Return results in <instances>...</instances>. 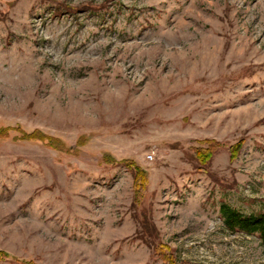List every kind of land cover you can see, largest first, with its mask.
Segmentation results:
<instances>
[{
	"label": "rangeland",
	"instance_id": "rangeland-1",
	"mask_svg": "<svg viewBox=\"0 0 264 264\" xmlns=\"http://www.w3.org/2000/svg\"><path fill=\"white\" fill-rule=\"evenodd\" d=\"M222 203L264 211V0H0V264H264Z\"/></svg>",
	"mask_w": 264,
	"mask_h": 264
},
{
	"label": "trees",
	"instance_id": "trees-1",
	"mask_svg": "<svg viewBox=\"0 0 264 264\" xmlns=\"http://www.w3.org/2000/svg\"><path fill=\"white\" fill-rule=\"evenodd\" d=\"M44 137V134L39 131H33L30 133L23 132V138L29 139V140H42ZM208 142H211L208 140ZM213 144L210 143L206 147H201L202 149H198L197 158L200 161L206 162L208 159H210L213 155ZM241 149V143L237 145H233L230 147V154L234 158L237 156L239 150ZM104 162L108 164H117L121 163L124 164L127 168H129L133 172L134 176V200L133 203L140 205L143 202V199L146 197L148 192V185H149V173L146 169L142 168L140 165L136 163V161L130 160V159H116L111 155H105ZM146 214V213H144ZM143 219L147 218L148 216L145 215ZM220 214L224 221V225L226 228H228L231 231H239L246 234H254L258 235L262 241V244L264 245V211L259 213H251L246 214L242 212L240 209L232 206L229 203H222L220 206ZM141 222L143 224L144 229H146L147 226H150V224ZM144 237V236H143ZM145 238V237H144ZM170 248L167 245H164L162 243L158 244L156 250L157 254L162 256V258L168 262L173 263L172 255L170 254V251L168 252ZM0 256H8L6 253L0 252ZM27 263V261H26ZM28 264H33L31 262H28Z\"/></svg>",
	"mask_w": 264,
	"mask_h": 264
},
{
	"label": "built area",
	"instance_id": "built-area-1",
	"mask_svg": "<svg viewBox=\"0 0 264 264\" xmlns=\"http://www.w3.org/2000/svg\"><path fill=\"white\" fill-rule=\"evenodd\" d=\"M148 158H149V159H153V158H154V153L149 154V155H148Z\"/></svg>",
	"mask_w": 264,
	"mask_h": 264
}]
</instances>
